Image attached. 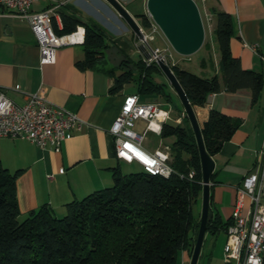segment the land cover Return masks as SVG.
Wrapping results in <instances>:
<instances>
[{
	"label": "crops",
	"instance_id": "1",
	"mask_svg": "<svg viewBox=\"0 0 264 264\" xmlns=\"http://www.w3.org/2000/svg\"><path fill=\"white\" fill-rule=\"evenodd\" d=\"M119 1L143 27L137 15H148L146 0ZM200 1L207 20L214 19V13L217 11L230 14L234 27V34L230 38L231 53L239 58L243 68L264 73V60L261 58L264 56V0ZM194 2L196 3V0ZM57 3H60V6L55 10L53 20L58 28L62 27L61 13H68L82 22H95L99 25L100 19L112 21L110 17L113 16L115 19L112 22L116 20V12L105 0H35L31 9L44 10ZM116 31L118 35L108 36L110 46L105 52L106 60V53H117V49L131 59L142 58L143 55L138 50L139 37L132 30L131 33H120V28ZM158 35L160 44L153 47H165L168 41L161 32ZM204 44L203 41L198 49L202 50L200 67L207 66L208 50L204 49ZM118 57L119 62L123 55L118 52ZM219 57V53H214V72L204 70V75L209 77L217 74L220 91L210 93L203 106L194 105L193 108L200 126L207 120L212 108L241 120L232 138L224 142L221 149L212 155L214 169L210 180V207L212 216L215 215L225 222L230 220L236 187L240 185L244 175L253 170L255 151L264 145V87L255 101H252L248 89L228 92L222 76L220 77ZM83 58L82 45L69 44L55 50L54 62H41L37 37L28 21L0 7V89L15 103L23 104L26 94L42 88L49 101L77 113L89 122V125L80 131L70 132L59 151L49 147L40 149L23 138L0 137L2 165L10 172L20 170L15 182L19 219L25 218L31 211L44 204L50 206L56 216L62 214L65 212L66 203L111 186L115 171L124 175L130 171L125 165L128 166L132 162L115 156L109 129L119 112L124 96L137 93L136 82H130L133 83L132 88L126 87L130 84L128 83L120 90L111 92L112 79L107 74L97 69L81 70L76 66L75 62ZM178 59L180 58H175V55L172 58L179 66ZM185 59L189 60L190 56L181 60ZM163 75L155 73L154 78L166 83ZM15 85L20 88L15 89ZM167 90L171 98L172 88L168 84ZM141 95L139 94L140 101L155 99L153 95ZM166 103L163 104L164 107L171 110L167 122L178 123L176 119L182 115L181 110L178 109V115H175L174 109ZM161 139L164 140L161 137L155 147H143L153 152L156 148L168 145L161 142ZM173 140L174 137L171 143ZM60 169L63 171L60 172ZM200 197L201 194L197 200ZM195 217L199 218L200 212ZM220 232L223 233L225 242V231ZM215 236L205 232L197 264L200 260L201 264H212L211 244ZM189 261V252L180 251L177 264H189ZM220 262L223 264V249Z\"/></svg>",
	"mask_w": 264,
	"mask_h": 264
},
{
	"label": "trees",
	"instance_id": "2",
	"mask_svg": "<svg viewBox=\"0 0 264 264\" xmlns=\"http://www.w3.org/2000/svg\"><path fill=\"white\" fill-rule=\"evenodd\" d=\"M137 16L143 27H150L147 15ZM60 17L61 28L53 20L58 34L72 32L77 25L85 29L81 44L84 58L75 62L79 69H97L107 74L112 79L111 92L135 81L138 94L169 102L167 84L154 78L155 73H162L155 61L131 59L117 49L123 58L108 67L105 52L110 40L106 30L68 13ZM214 21L218 67L226 90L248 89L252 101L257 100L264 87V73L243 68L231 53L234 27L230 14L217 11ZM169 65L192 106H203L210 93L220 91L217 74L202 77L176 63ZM240 124L239 118L210 109L201 126L207 153H217ZM160 136L174 137L169 146V163L185 176L193 170L191 179L180 178L177 173L162 177L143 170L125 175L115 171L111 186L66 203L60 217L44 204L19 219L15 182L20 170L10 172L0 161V264H177L180 251L187 250L191 255L199 225L192 204L202 189L197 144L184 117L178 124L166 121ZM210 200L211 194L209 203ZM229 223L213 215L206 231L215 236Z\"/></svg>",
	"mask_w": 264,
	"mask_h": 264
},
{
	"label": "built area",
	"instance_id": "3",
	"mask_svg": "<svg viewBox=\"0 0 264 264\" xmlns=\"http://www.w3.org/2000/svg\"><path fill=\"white\" fill-rule=\"evenodd\" d=\"M34 1L0 0V7L28 21L37 37L40 61L52 63L57 48L83 43L85 29L77 25L72 32L58 34L53 26V17L60 3L44 10H32ZM147 17L150 21L149 31L139 25L142 35L139 42L144 44L149 53V58L143 56V60L150 63L162 59L168 64H175L169 44L161 48L150 44L159 28L149 15ZM261 58L264 60V56ZM19 88V85H15V89ZM170 115L171 110L159 101H140L138 93L125 95L109 129L115 156L127 162H137L143 171L152 175L169 177L177 173L169 163L168 145L156 148L153 152L147 151L142 145L144 134L152 128L160 132ZM182 116L177 117L178 123ZM138 120L144 123L141 131L136 128ZM86 125L89 122L77 113L49 101L42 88L26 94L23 104L15 103L0 89V137L23 138L40 149L49 147L59 151L70 132L80 131ZM255 152L253 170L245 174L236 187L230 223L225 229L223 264H264V145ZM177 174L180 178L191 179L194 171L189 170L186 176Z\"/></svg>",
	"mask_w": 264,
	"mask_h": 264
},
{
	"label": "water",
	"instance_id": "4",
	"mask_svg": "<svg viewBox=\"0 0 264 264\" xmlns=\"http://www.w3.org/2000/svg\"><path fill=\"white\" fill-rule=\"evenodd\" d=\"M122 18L131 30L140 38L139 24L119 0H105ZM146 11L152 21L158 26L172 49L182 55L189 56L196 52L204 41V26L198 6L194 0H146ZM138 50L145 57L149 58V53L144 44L138 45ZM158 67L165 75L169 85L175 91L180 99L185 116L189 120L193 131L197 149L199 153L200 169H201V210L199 217V225L192 247L189 264H197L201 247L206 232L208 221L212 217V211L209 203L210 196V176L214 169V160L206 151L201 126L197 121L194 108L191 105L184 89L180 85L176 75L170 68V65L164 60L156 61ZM165 104L164 98H155Z\"/></svg>",
	"mask_w": 264,
	"mask_h": 264
},
{
	"label": "rangeland",
	"instance_id": "5",
	"mask_svg": "<svg viewBox=\"0 0 264 264\" xmlns=\"http://www.w3.org/2000/svg\"><path fill=\"white\" fill-rule=\"evenodd\" d=\"M196 4L199 7L200 13H201V17L203 18V23H204V30H205V35H204V43L206 45H204V49H207L208 51V60H207V66L204 67H200L199 65V60H200V54L202 53V50H197L196 52L192 53L190 56L189 60H181L182 58H186L188 56H182L177 54L171 46H169L170 48V53L172 55V58L175 55V58H180L178 59L179 62V66H181L182 68L189 70L191 72H193L196 75L199 76H205L204 75V70H210L212 72H214V60H213V55L214 53L218 54V45H217V41L216 38L214 36L213 33V25L215 24L214 19L211 20H207L206 16H205V12L202 6V2L200 0H196ZM112 21H114V17L111 16L110 17ZM101 23V26L104 28V30L107 31L108 36L109 35H118L119 33H117L116 29L120 28L122 29V31L120 33H126V32H132L131 28L128 26V24L119 16L116 15V20L115 22L112 21H104L102 19L99 20ZM146 31H149V29L145 28ZM160 29L158 30V32L154 33L155 39L150 41V44L152 46L155 45H159L160 44V40H159V35L158 33H160ZM162 34V32H161ZM169 44V43H168ZM114 53V54H113ZM107 63L106 65L112 66L113 64L118 62V52H107ZM219 69V67H218ZM217 69V70H218ZM164 81L169 85L167 78L165 77V75L162 76ZM221 77V75H220ZM133 83H130L129 85H126V87H131L132 88ZM170 86V85H169ZM171 87V86H170ZM141 96H145V95H141ZM148 100V99H146ZM168 105H170L174 111H175V115H178V109L181 110L180 114H183V117L185 118V123H189V120L185 117V112L182 106V103L180 101V99L178 98L177 94L175 93V91L172 89V93H171V98L169 99V103H166ZM178 124V123H175ZM190 125V123H189ZM144 123L141 120H138L136 122V128L139 130H141V128H143ZM160 132H158L157 130H155L154 128L150 129L149 131H147L144 136H143V141L142 144L143 146H148V147H155L159 144L160 141ZM172 140V137H165L164 140L161 139V142H164L165 144H170ZM127 170H130L127 172V174L129 173H133V172H137V171H141L142 167L137 163V162H132V164L130 165H125ZM124 172V171H123ZM121 175H124V173H120ZM201 209V197L199 198V200H197V202L192 204V211L193 214L195 216H197L200 212ZM65 213V212H64ZM64 213H59L57 216H63ZM204 245H207V240L204 242ZM223 245H224V236L223 233L220 232L217 236H215L212 240V244H211V252L212 255L210 257V260L212 261V264H221L220 262V255H221V251L223 249ZM209 261V260H208ZM199 264H201V260L199 261Z\"/></svg>",
	"mask_w": 264,
	"mask_h": 264
}]
</instances>
